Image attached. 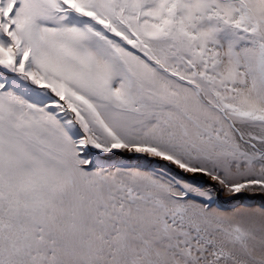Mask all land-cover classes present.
<instances>
[{
	"label": "snow or ice",
	"instance_id": "6c2138e0",
	"mask_svg": "<svg viewBox=\"0 0 264 264\" xmlns=\"http://www.w3.org/2000/svg\"><path fill=\"white\" fill-rule=\"evenodd\" d=\"M0 264H264V0H0Z\"/></svg>",
	"mask_w": 264,
	"mask_h": 264
},
{
	"label": "rangeland",
	"instance_id": "374dc122",
	"mask_svg": "<svg viewBox=\"0 0 264 264\" xmlns=\"http://www.w3.org/2000/svg\"><path fill=\"white\" fill-rule=\"evenodd\" d=\"M221 196L223 197V198H228V197H226L223 193H221ZM255 203H259L260 202V198L259 197H257L256 198V200L254 201ZM221 203H223L222 201H221ZM236 203V202H235ZM224 205L226 204V203H223ZM231 204H234V203H231ZM225 206H227V205H225Z\"/></svg>",
	"mask_w": 264,
	"mask_h": 264
},
{
	"label": "water",
	"instance_id": "95a60500",
	"mask_svg": "<svg viewBox=\"0 0 264 264\" xmlns=\"http://www.w3.org/2000/svg\"><path fill=\"white\" fill-rule=\"evenodd\" d=\"M220 198H221V197H220ZM224 200H225L226 203H231V202H233V201H230L229 199H224ZM224 200H223V201H224Z\"/></svg>",
	"mask_w": 264,
	"mask_h": 264
}]
</instances>
